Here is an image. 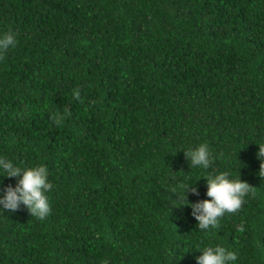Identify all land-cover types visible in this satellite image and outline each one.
Listing matches in <instances>:
<instances>
[{"label": "trees", "instance_id": "trees-1", "mask_svg": "<svg viewBox=\"0 0 264 264\" xmlns=\"http://www.w3.org/2000/svg\"><path fill=\"white\" fill-rule=\"evenodd\" d=\"M9 29L0 156L53 189L44 219L0 210V264H197L212 244L264 264V0H0ZM202 142L212 164L190 168ZM218 170L251 190L200 230L170 189L205 199Z\"/></svg>", "mask_w": 264, "mask_h": 264}, {"label": "clouds", "instance_id": "clouds-1", "mask_svg": "<svg viewBox=\"0 0 264 264\" xmlns=\"http://www.w3.org/2000/svg\"><path fill=\"white\" fill-rule=\"evenodd\" d=\"M17 43V36L11 29L0 31V60L8 50ZM259 145L257 158L260 160L259 173L264 174V142H255ZM184 150L190 168L209 169L213 161V152L207 143H199L194 147ZM4 176L16 177L17 182L0 188V210L14 212L21 205L25 206L31 216L44 219L51 211L48 193L53 189V184L48 179L49 173L45 165L21 166L7 156H0V178ZM205 178L207 190L205 199L195 202L187 199L189 191L198 194V188L192 183H181L170 189V194L175 193L172 208L185 205L192 209L200 230L220 227V219L225 213L236 212L244 203L245 196L250 192V184L242 180L240 175L233 177L229 170L215 171L201 175ZM3 181L0 179V184ZM181 192L183 195H181ZM171 208V209H172ZM199 255L195 256L197 264H237L238 254L222 244L197 247ZM107 264V261L104 262Z\"/></svg>", "mask_w": 264, "mask_h": 264}]
</instances>
